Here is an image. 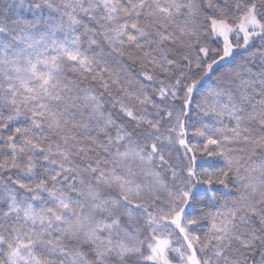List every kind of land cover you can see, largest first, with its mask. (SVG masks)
Returning a JSON list of instances; mask_svg holds the SVG:
<instances>
[{"label": "snow or ice", "instance_id": "6c2138e0", "mask_svg": "<svg viewBox=\"0 0 264 264\" xmlns=\"http://www.w3.org/2000/svg\"><path fill=\"white\" fill-rule=\"evenodd\" d=\"M0 264H264V0H0Z\"/></svg>", "mask_w": 264, "mask_h": 264}]
</instances>
